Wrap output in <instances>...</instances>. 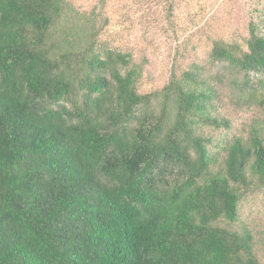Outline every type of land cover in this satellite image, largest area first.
Masks as SVG:
<instances>
[{
    "label": "trees",
    "instance_id": "1",
    "mask_svg": "<svg viewBox=\"0 0 264 264\" xmlns=\"http://www.w3.org/2000/svg\"><path fill=\"white\" fill-rule=\"evenodd\" d=\"M100 18L0 0V264H264L243 218L264 190V31L214 39L209 72L178 46L143 91ZM231 88L259 109L237 132L217 113Z\"/></svg>",
    "mask_w": 264,
    "mask_h": 264
},
{
    "label": "rangeland",
    "instance_id": "2",
    "mask_svg": "<svg viewBox=\"0 0 264 264\" xmlns=\"http://www.w3.org/2000/svg\"><path fill=\"white\" fill-rule=\"evenodd\" d=\"M72 1L79 10H93L106 18L99 19L104 23L100 34L103 47L130 52L135 61L144 64V73L138 82V88L143 91L167 82L175 66L178 46L185 47L190 54L178 60L183 69L197 61L209 72V52L214 39L246 46L252 20L264 31V0ZM231 90L227 96L223 95L217 113L230 117L232 131L237 132L259 109L254 103L248 106L243 100H231L238 93L235 88ZM243 218L255 228H263L264 190L248 195L243 201ZM258 255L264 262V250Z\"/></svg>",
    "mask_w": 264,
    "mask_h": 264
}]
</instances>
